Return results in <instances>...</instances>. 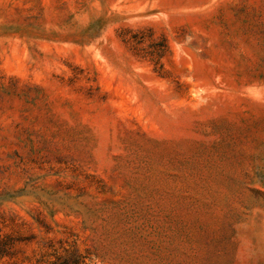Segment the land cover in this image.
Masks as SVG:
<instances>
[{
  "label": "rangeland",
  "instance_id": "obj_1",
  "mask_svg": "<svg viewBox=\"0 0 264 264\" xmlns=\"http://www.w3.org/2000/svg\"><path fill=\"white\" fill-rule=\"evenodd\" d=\"M0 264H264V0H0Z\"/></svg>",
  "mask_w": 264,
  "mask_h": 264
}]
</instances>
